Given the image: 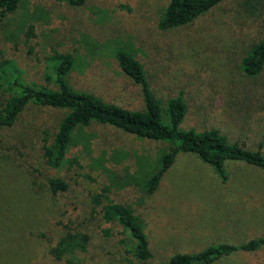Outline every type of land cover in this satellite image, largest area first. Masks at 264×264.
Segmentation results:
<instances>
[{"label": "rangeland", "instance_id": "rangeland-1", "mask_svg": "<svg viewBox=\"0 0 264 264\" xmlns=\"http://www.w3.org/2000/svg\"><path fill=\"white\" fill-rule=\"evenodd\" d=\"M49 1L48 18L27 41L8 33L13 32L14 14L0 23V62L15 66L23 82L54 87L46 77L47 58L51 50L69 52L75 61L66 81L73 89L140 109L139 87L119 70L111 53L114 40L128 39L148 78L162 88L156 94L179 92L184 99L186 115L180 128L215 127L229 140L264 154V75L251 80L260 105L242 111L235 103L236 88L250 82L238 74L240 56L263 34H255L257 26L244 14L233 16L238 10L234 1L169 30L156 26L164 0H84L80 6ZM81 35L95 43L92 56L78 41ZM7 95L0 88V106ZM65 112L29 103L10 126H0V264H66L65 258L78 264H158L173 253L264 237V173L259 168L225 161L226 179L221 181L194 153L178 152L154 190L142 194L140 204L131 187L109 195L113 201L130 204L142 220L152 259L132 260L127 252L132 240L126 232L91 210L89 195L104 177L98 172H89L92 181L85 176L86 159L77 147L69 146L65 160L55 168L42 157V145L51 139ZM83 130L93 134L97 150H125L128 156L122 165L128 170L133 168L131 154L153 157L164 145L95 122ZM73 157L81 167L68 166L66 159ZM51 176L62 179L67 188L52 193L46 182ZM66 229L86 233V245L53 259L48 249ZM208 264H264V245L254 251L237 250Z\"/></svg>", "mask_w": 264, "mask_h": 264}, {"label": "trees", "instance_id": "trees-1", "mask_svg": "<svg viewBox=\"0 0 264 264\" xmlns=\"http://www.w3.org/2000/svg\"><path fill=\"white\" fill-rule=\"evenodd\" d=\"M61 1L69 6H80L84 2ZM227 1L231 0H164L156 26L160 30H169L189 25ZM232 1L238 8L234 10L233 16L244 14L257 26L255 34H263L248 45L237 67L243 80L249 79L250 82L247 87L236 88L239 97L235 103L242 111H249L251 107L254 108L253 105H260L259 96H254L252 81L264 75V0ZM49 12V0H0V23L5 24L7 15L14 14L13 32L8 33L19 34L24 41L34 37L37 26L46 21ZM78 41L89 56L95 53V43L87 35H81ZM113 45L111 53L119 70L139 87L142 100L140 109H127L105 102L93 93L73 89L66 81V74L74 64V56L69 52L51 50L47 58L49 63L46 77L54 87L23 82L15 66H7V60L0 62V88L8 92L0 106V126H10L29 103L66 109L51 139L41 147L45 163L52 168L58 167L65 160L67 148L77 147L86 159L85 176L91 181L94 180L90 176L92 172H98L104 177L98 190L89 195L91 210L97 211L104 222L116 223L126 232L132 240L131 248L127 249L132 260L146 262L152 259V253L142 230V220L130 204L111 200L109 195L112 192L134 188L139 194L134 201L140 204L142 194H150L154 190L160 175L171 165L178 152L194 153L213 168L221 181L226 179L225 161H242L264 173V154L259 148H249L242 142L229 140L215 127L199 130L193 127L180 128L179 124L186 115V104L181 94L161 92L157 95L156 91L162 88L148 78V72L136 56L131 41L116 39ZM90 122L109 125L133 137L166 146L163 145L153 157L138 152L131 154L133 168L128 170L122 165L128 156L125 150L117 147L95 148L93 134L83 130ZM66 162L68 166L81 167L75 157L66 159ZM46 182L52 193L67 188L66 183L58 177H48ZM87 240L86 233L66 229L54 245L49 247L48 253L53 259L59 260L83 250ZM262 245L264 237L251 238L237 245H210L192 253H173L158 264H208L237 250L254 251ZM64 261L66 264H78L69 258Z\"/></svg>", "mask_w": 264, "mask_h": 264}]
</instances>
